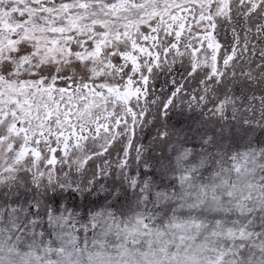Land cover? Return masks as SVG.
<instances>
[{
	"label": "snow or ice",
	"instance_id": "1",
	"mask_svg": "<svg viewBox=\"0 0 264 264\" xmlns=\"http://www.w3.org/2000/svg\"><path fill=\"white\" fill-rule=\"evenodd\" d=\"M0 264H264V0H0Z\"/></svg>",
	"mask_w": 264,
	"mask_h": 264
}]
</instances>
